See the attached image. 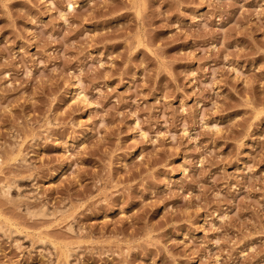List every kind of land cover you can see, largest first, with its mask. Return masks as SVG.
Segmentation results:
<instances>
[{
    "label": "rangeland",
    "instance_id": "obj_1",
    "mask_svg": "<svg viewBox=\"0 0 264 264\" xmlns=\"http://www.w3.org/2000/svg\"><path fill=\"white\" fill-rule=\"evenodd\" d=\"M0 264H264V0H0Z\"/></svg>",
    "mask_w": 264,
    "mask_h": 264
},
{
    "label": "bare ground",
    "instance_id": "obj_2",
    "mask_svg": "<svg viewBox=\"0 0 264 264\" xmlns=\"http://www.w3.org/2000/svg\"><path fill=\"white\" fill-rule=\"evenodd\" d=\"M73 94V93H72ZM86 101V97H85V95H83L82 93H81V91L79 92V91H77V92H74V94L72 95V97H71V103H76V102H85Z\"/></svg>",
    "mask_w": 264,
    "mask_h": 264
}]
</instances>
